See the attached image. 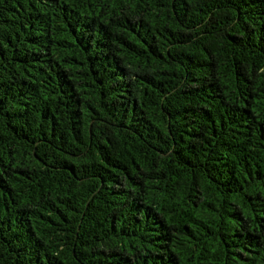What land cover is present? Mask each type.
Wrapping results in <instances>:
<instances>
[{
  "label": "trees",
  "instance_id": "16d2710c",
  "mask_svg": "<svg viewBox=\"0 0 264 264\" xmlns=\"http://www.w3.org/2000/svg\"><path fill=\"white\" fill-rule=\"evenodd\" d=\"M0 264H264V0H0Z\"/></svg>",
  "mask_w": 264,
  "mask_h": 264
}]
</instances>
